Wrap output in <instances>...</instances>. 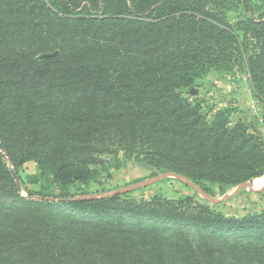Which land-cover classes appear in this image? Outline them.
I'll return each mask as SVG.
<instances>
[{
    "label": "trees",
    "instance_id": "trees-1",
    "mask_svg": "<svg viewBox=\"0 0 264 264\" xmlns=\"http://www.w3.org/2000/svg\"><path fill=\"white\" fill-rule=\"evenodd\" d=\"M235 67L264 104L250 0H0V264H264V209L71 190L115 148L221 194L264 176L262 135L182 95Z\"/></svg>",
    "mask_w": 264,
    "mask_h": 264
},
{
    "label": "rangeland",
    "instance_id": "rangeland-1",
    "mask_svg": "<svg viewBox=\"0 0 264 264\" xmlns=\"http://www.w3.org/2000/svg\"><path fill=\"white\" fill-rule=\"evenodd\" d=\"M251 9L255 16L264 13V0H250ZM230 17H234L231 14ZM251 52V51H249ZM182 95L199 103L202 112L207 118L216 110L228 109L231 120H241L264 137V104L257 98L250 86L248 74L241 67H235L229 72L209 70L194 87L184 89ZM103 163L98 165V174L87 184L72 187V191L80 196H106L126 192L135 199L149 200L153 197L178 201L191 197L194 202L205 204L225 216H241L247 212L255 213L264 209V176H260L234 187L228 188L224 193H217L213 186L206 191L195 182L171 171H154L136 161L118 149L102 156ZM40 171L37 164L29 160L21 168L22 182L17 177L16 183L25 195L26 190H38ZM85 190L87 193H82ZM69 211L62 207L57 213L66 214ZM79 215V214H77ZM114 218V217H113ZM125 221H132L125 217ZM145 221L144 223H147ZM170 227H176L169 225ZM191 237L196 238L194 231ZM233 237L224 241H229Z\"/></svg>",
    "mask_w": 264,
    "mask_h": 264
},
{
    "label": "water",
    "instance_id": "water-1",
    "mask_svg": "<svg viewBox=\"0 0 264 264\" xmlns=\"http://www.w3.org/2000/svg\"><path fill=\"white\" fill-rule=\"evenodd\" d=\"M57 52L55 51V52H52V53H44V54H42V56H53V55H55ZM17 179V178H16Z\"/></svg>",
    "mask_w": 264,
    "mask_h": 264
}]
</instances>
